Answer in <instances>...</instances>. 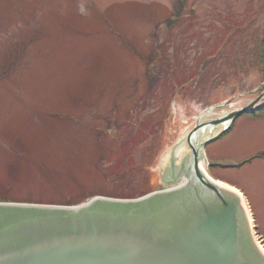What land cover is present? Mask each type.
Returning <instances> with one entry per match:
<instances>
[{
  "label": "rangeland",
  "instance_id": "1",
  "mask_svg": "<svg viewBox=\"0 0 264 264\" xmlns=\"http://www.w3.org/2000/svg\"><path fill=\"white\" fill-rule=\"evenodd\" d=\"M258 96L264 0H0V202L181 185L187 136L232 122L209 172L244 190L264 236V109L232 116Z\"/></svg>",
  "mask_w": 264,
  "mask_h": 264
},
{
  "label": "water",
  "instance_id": "2",
  "mask_svg": "<svg viewBox=\"0 0 264 264\" xmlns=\"http://www.w3.org/2000/svg\"><path fill=\"white\" fill-rule=\"evenodd\" d=\"M200 129L187 136L194 161L175 169L179 186L76 206L0 202V264H264L239 198L200 169L214 138L198 143Z\"/></svg>",
  "mask_w": 264,
  "mask_h": 264
},
{
  "label": "bare ground",
  "instance_id": "3",
  "mask_svg": "<svg viewBox=\"0 0 264 264\" xmlns=\"http://www.w3.org/2000/svg\"><path fill=\"white\" fill-rule=\"evenodd\" d=\"M198 136H199V135H197V137H198ZM189 159H190L191 162L194 161V159H193L192 156H190ZM188 168H189V166H188ZM200 169L203 171V174L206 176V178H208V179L211 180L210 176H208V174L205 172V168H204V165H203L202 163L200 164ZM186 181H187V178H184V179L182 180V183H181V184H184ZM177 186H179V185H177ZM259 248L262 250V252H263V254H264V249H263V247L259 246Z\"/></svg>",
  "mask_w": 264,
  "mask_h": 264
}]
</instances>
